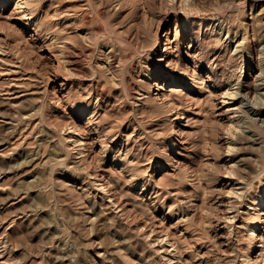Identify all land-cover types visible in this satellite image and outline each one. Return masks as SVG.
I'll return each instance as SVG.
<instances>
[{
	"label": "rangeland",
	"instance_id": "374dc122",
	"mask_svg": "<svg viewBox=\"0 0 264 264\" xmlns=\"http://www.w3.org/2000/svg\"><path fill=\"white\" fill-rule=\"evenodd\" d=\"M263 82L264 0H0V264H264Z\"/></svg>",
	"mask_w": 264,
	"mask_h": 264
},
{
	"label": "bare ground",
	"instance_id": "6f19581e",
	"mask_svg": "<svg viewBox=\"0 0 264 264\" xmlns=\"http://www.w3.org/2000/svg\"><path fill=\"white\" fill-rule=\"evenodd\" d=\"M209 43H210V42H209ZM209 43H208V44H209ZM112 52H113V51H112ZM111 54H112V53H111ZM113 54H114V53H113ZM121 55H122V54H121ZM121 59H122V58H121ZM109 62H110V61H109ZM111 62H112V61H111ZM112 67H113V66H112ZM262 67H263V66H262ZM261 77H263V74L261 75ZM161 78H162V77H161V75H160V76H159V79H161ZM181 79H182V78H181ZM239 79H240V78H239ZM259 79H260V78H259ZM261 79H262V78H261ZM256 80H257V79H256ZM258 81H259V80H258ZM262 81H263V80H262ZM258 83H260V82H258ZM263 83H264V82H263ZM193 84H194V83H193ZM193 84H191V86L197 88V87H196L195 85H193ZM256 84H257V82H256ZM184 85L189 86L190 84L188 83V81H184ZM231 85H232V83L229 82V85H228V86H230V88H228V89L231 90V92L228 90V91H226V92H227L226 94H228V96H230V97H235V96L238 97L237 95H238V94L240 95V93H237V92H238L240 89L238 88L239 90H238V91L236 90V91H237V92H236V91H234L235 88L232 87ZM242 85H243V84H242ZM261 85H262V83H261ZM239 87H240V86H239ZM243 87H244V86H243ZM259 87H260V86H259ZM263 87H264V86H263ZM263 87H261V88H263ZM233 88H234V89H233ZM232 89H233V90H232ZM198 90H199V89H198ZM257 90H258V89H257ZM260 90H261V89H260ZM259 93H260V92H259ZM100 94H101V93L98 92V93H97V96L99 97ZM263 94H264V93H263ZM257 95H258V94H257ZM236 97H235V98H236ZM139 98H140L139 100L144 99L143 96H142V97H139ZM232 118H233V117H232ZM232 124L234 125V128H235V129L232 131L233 134L237 133V131H238L239 129L241 130L242 127H243L242 124H241V120H240V119H233ZM244 128H245V127H244ZM247 128H248V127H247ZM247 128H246V130H247ZM242 130H244V129H242ZM246 130H245V131H246ZM239 132H240V131H239ZM239 132H238V133H239ZM250 132H251V131H250ZM240 133H241V134H242V133L244 134V132H240ZM256 134H257V133H256ZM238 135L241 137L240 134H237L236 136H238ZM248 135H249V134H248ZM236 136H235V137H236ZM242 136H243V135H242ZM246 136H247V134H246ZM243 137H244V136H243ZM243 137H242V138H243ZM247 137H248V136H247ZM247 137H246V138H247ZM244 138H245V137H244ZM116 139H117L116 137H113V138L111 139V143H114V142L116 141ZM249 139L252 140V138H251L250 136H249ZM237 141H238V140H237ZM85 146H86V144H85ZM239 149H240V148H239ZM239 149H238V150H239ZM233 150H235V148H231V147H230V152L233 151ZM236 150H237V148H236ZM237 160H238V159H237ZM238 161H239V160H238ZM234 163H235V162H234ZM263 205H264V191H263L262 195L260 196V201H259V206L261 207V206H263ZM249 231H250L251 235H258V225H257V224H254V225L250 228ZM261 239H262V243H261V246H259V247H261V249L264 251V236H262Z\"/></svg>",
	"mask_w": 264,
	"mask_h": 264
}]
</instances>
